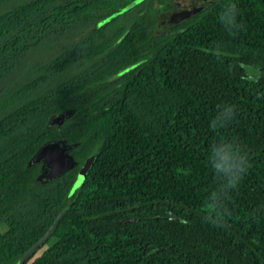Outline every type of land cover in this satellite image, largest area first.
Wrapping results in <instances>:
<instances>
[{"label":"trees","instance_id":"trees-1","mask_svg":"<svg viewBox=\"0 0 264 264\" xmlns=\"http://www.w3.org/2000/svg\"><path fill=\"white\" fill-rule=\"evenodd\" d=\"M199 6L156 33L175 0H0V264L61 212L22 264H264V0Z\"/></svg>","mask_w":264,"mask_h":264},{"label":"water","instance_id":"water-1","mask_svg":"<svg viewBox=\"0 0 264 264\" xmlns=\"http://www.w3.org/2000/svg\"><path fill=\"white\" fill-rule=\"evenodd\" d=\"M201 8L202 7L199 6L197 8L189 10V12L190 14L196 13L199 10H201ZM183 12L185 14V12H188V10L186 11L183 10ZM72 112H73L72 110H65L64 113L53 117L50 120L51 124L61 123L65 118L71 116ZM74 146L75 144H65L60 140L46 142L42 146H40V148L37 150V152L28 162V165L30 166L34 163H38L42 161L43 172L40 178L44 181L52 180L57 176H59L60 174L69 170L74 165L75 162L73 161L72 156L69 154V151ZM92 160H93V156L88 157L84 165L82 166L81 170L82 169L86 170L89 167ZM62 215L63 212H61L56 217L54 222L51 224L48 230L43 234V236L40 237L34 244H32L26 252H24V254L18 259L16 264H22L27 258H29L38 250V248L53 233Z\"/></svg>","mask_w":264,"mask_h":264},{"label":"rangeland","instance_id":"rangeland-1","mask_svg":"<svg viewBox=\"0 0 264 264\" xmlns=\"http://www.w3.org/2000/svg\"><path fill=\"white\" fill-rule=\"evenodd\" d=\"M175 4L177 5L175 9L163 13V15H161V17L159 18L160 22L156 28V33L169 32L178 22L180 15L187 16L190 14V0H175ZM183 10H188V12H185L184 14ZM245 73L251 78L254 76H258L264 73V66H245ZM86 170L82 169V172H85ZM3 230H5V226L2 224L0 225V231Z\"/></svg>","mask_w":264,"mask_h":264},{"label":"clouds","instance_id":"clouds-1","mask_svg":"<svg viewBox=\"0 0 264 264\" xmlns=\"http://www.w3.org/2000/svg\"><path fill=\"white\" fill-rule=\"evenodd\" d=\"M237 12H238V9H237V5L235 3H230L224 9V13L229 15L230 21H235ZM226 112L231 114L232 108L231 107L227 108ZM216 167H217V169H224L227 172H231L233 167H234V164L232 162V157L228 153H225L221 162L219 164H217ZM247 167H251V165L248 164V162L245 160L244 165L240 166L239 171H237V173L231 177V179L229 181L231 186L236 185V183L239 181V179H241V173L245 172ZM214 224H217V223H214Z\"/></svg>","mask_w":264,"mask_h":264}]
</instances>
